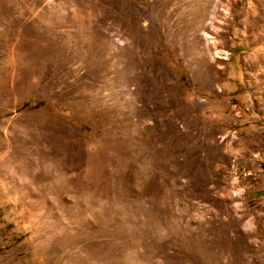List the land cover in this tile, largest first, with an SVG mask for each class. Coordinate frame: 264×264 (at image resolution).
Segmentation results:
<instances>
[{
    "label": "rangeland",
    "instance_id": "374dc122",
    "mask_svg": "<svg viewBox=\"0 0 264 264\" xmlns=\"http://www.w3.org/2000/svg\"><path fill=\"white\" fill-rule=\"evenodd\" d=\"M0 264H264V0H0Z\"/></svg>",
    "mask_w": 264,
    "mask_h": 264
}]
</instances>
